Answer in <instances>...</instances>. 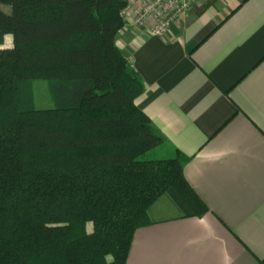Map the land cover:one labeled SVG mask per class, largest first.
I'll use <instances>...</instances> for the list:
<instances>
[{
    "label": "trees",
    "instance_id": "16d2710c",
    "mask_svg": "<svg viewBox=\"0 0 264 264\" xmlns=\"http://www.w3.org/2000/svg\"><path fill=\"white\" fill-rule=\"evenodd\" d=\"M123 6L0 0V264H126L161 197L180 218L208 213L186 158L160 156L166 140L135 104L144 85L115 41Z\"/></svg>",
    "mask_w": 264,
    "mask_h": 264
},
{
    "label": "crops",
    "instance_id": "0c3cea01",
    "mask_svg": "<svg viewBox=\"0 0 264 264\" xmlns=\"http://www.w3.org/2000/svg\"><path fill=\"white\" fill-rule=\"evenodd\" d=\"M115 41L166 140L160 156L186 158L208 208L163 215L160 198L126 264H264V0H198L163 38L124 25Z\"/></svg>",
    "mask_w": 264,
    "mask_h": 264
},
{
    "label": "built area",
    "instance_id": "2783aa9c",
    "mask_svg": "<svg viewBox=\"0 0 264 264\" xmlns=\"http://www.w3.org/2000/svg\"><path fill=\"white\" fill-rule=\"evenodd\" d=\"M198 0H124V25L148 35L163 38L169 28Z\"/></svg>",
    "mask_w": 264,
    "mask_h": 264
},
{
    "label": "rangeland",
    "instance_id": "374dc122",
    "mask_svg": "<svg viewBox=\"0 0 264 264\" xmlns=\"http://www.w3.org/2000/svg\"><path fill=\"white\" fill-rule=\"evenodd\" d=\"M2 10L6 13L9 14L10 9L8 6H1ZM11 37L6 36L4 40V45L3 48H8L11 47ZM32 86H33V92H34V100H35V105L37 109H46L50 108L52 106V103L50 101L48 91H47V82L43 80H34L32 81ZM160 204V209L162 208H167L169 212H165L163 215H166L168 213H171L175 208L169 201V199L166 196L161 197V199L158 201L157 205ZM156 205V206H157ZM173 208V209H172ZM176 212V211H175ZM88 230H90V225L88 224L87 226Z\"/></svg>",
    "mask_w": 264,
    "mask_h": 264
}]
</instances>
